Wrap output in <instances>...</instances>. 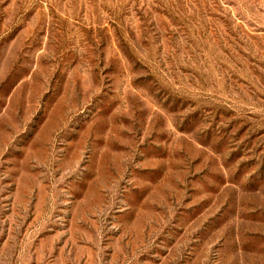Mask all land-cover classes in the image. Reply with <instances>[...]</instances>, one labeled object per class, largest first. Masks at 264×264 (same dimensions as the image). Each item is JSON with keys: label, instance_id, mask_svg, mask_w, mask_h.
<instances>
[{"label": "rangeland", "instance_id": "374dc122", "mask_svg": "<svg viewBox=\"0 0 264 264\" xmlns=\"http://www.w3.org/2000/svg\"><path fill=\"white\" fill-rule=\"evenodd\" d=\"M0 264H264V0H0Z\"/></svg>", "mask_w": 264, "mask_h": 264}]
</instances>
